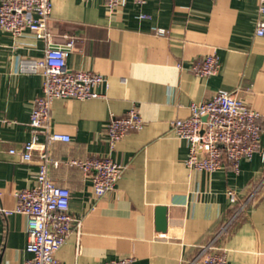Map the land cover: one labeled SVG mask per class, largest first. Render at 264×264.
I'll list each match as a JSON object with an SVG mask.
<instances>
[{"label":"crops","instance_id":"1","mask_svg":"<svg viewBox=\"0 0 264 264\" xmlns=\"http://www.w3.org/2000/svg\"><path fill=\"white\" fill-rule=\"evenodd\" d=\"M51 2V40L74 39L67 67L106 78L96 97L51 103V129L71 139L49 145L58 165L48 172L69 189L70 213L80 222L56 258L63 264L120 257H131L132 264H196L202 246L212 243L229 264H264L261 155L243 158L237 171L227 162L213 172L188 168V142L169 128L172 119L189 115L191 102L228 90L261 114L264 145V35L255 34L257 0H124L114 12L105 0ZM45 45L30 30L14 36L0 28V264H23L31 256L27 216L13 211V192L36 181L37 152L28 161L20 152L31 136L30 109L42 77L22 71L20 60L43 57ZM211 53L217 72L195 75L192 64ZM132 106L144 126L110 150L109 118ZM93 155H110L123 165L114 187L100 197L79 166L64 163ZM158 206L166 208L165 230L156 228Z\"/></svg>","mask_w":264,"mask_h":264},{"label":"built area","instance_id":"2","mask_svg":"<svg viewBox=\"0 0 264 264\" xmlns=\"http://www.w3.org/2000/svg\"><path fill=\"white\" fill-rule=\"evenodd\" d=\"M124 0H105L110 12H114ZM141 5L146 0H133ZM258 17L255 34L264 35V0H257ZM52 11L51 0H0V28L17 36L25 30L32 31L45 42L43 57L22 58L20 69L39 73L42 77L41 93L31 104L28 125L30 139L22 145L21 158L28 161L33 151L38 155L36 181L32 187L13 192L16 203L13 211L27 216L26 250L31 256L23 264H63L55 256L73 229L80 225L69 208L70 191L56 184L49 176V166L58 165L49 155V145L55 141H70L68 133L50 127L51 103L56 98L86 99L99 95L97 86L106 78L96 72L72 70L66 58L74 48V39L68 36L63 42L51 40L48 20ZM159 29V32H162ZM219 62L214 53L195 61L191 69L197 76H208L217 72ZM189 115L174 118L169 123L170 131L188 142L185 165L188 168L213 172L225 162L237 171L240 161L252 159L258 152L264 160V145L260 142L261 114L228 90H219L200 102H191ZM144 126L139 109L132 106L123 115L112 114L107 123L109 149L128 132ZM44 136L39 141V135ZM11 153L16 152L14 148ZM68 165L79 166L92 183L97 197L111 190L123 165L110 155L90 156L83 160L68 159ZM234 200V196H233ZM237 208L234 216L240 211ZM9 212V210H6ZM131 257H120L106 264H132ZM196 264H229L226 252L212 243L202 246L192 261Z\"/></svg>","mask_w":264,"mask_h":264},{"label":"water","instance_id":"3","mask_svg":"<svg viewBox=\"0 0 264 264\" xmlns=\"http://www.w3.org/2000/svg\"><path fill=\"white\" fill-rule=\"evenodd\" d=\"M165 207L158 206L156 209V228L158 230H165L166 229V216H165Z\"/></svg>","mask_w":264,"mask_h":264},{"label":"trees","instance_id":"4","mask_svg":"<svg viewBox=\"0 0 264 264\" xmlns=\"http://www.w3.org/2000/svg\"><path fill=\"white\" fill-rule=\"evenodd\" d=\"M237 206V205H236ZM236 210V209H235Z\"/></svg>","mask_w":264,"mask_h":264}]
</instances>
